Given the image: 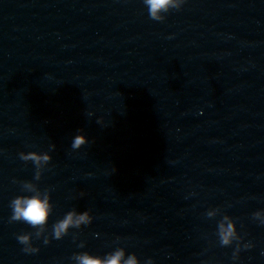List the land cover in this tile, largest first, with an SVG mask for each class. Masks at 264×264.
I'll use <instances>...</instances> for the list:
<instances>
[{
  "label": "water",
  "instance_id": "water-1",
  "mask_svg": "<svg viewBox=\"0 0 264 264\" xmlns=\"http://www.w3.org/2000/svg\"><path fill=\"white\" fill-rule=\"evenodd\" d=\"M159 16L144 0H0V264L117 248L140 264H264V0ZM26 185L48 196L42 226L11 219Z\"/></svg>",
  "mask_w": 264,
  "mask_h": 264
},
{
  "label": "clouds",
  "instance_id": "clouds-1",
  "mask_svg": "<svg viewBox=\"0 0 264 264\" xmlns=\"http://www.w3.org/2000/svg\"><path fill=\"white\" fill-rule=\"evenodd\" d=\"M144 2L148 6L150 17L160 19V12L167 11L170 7H179L181 0H144ZM86 143L87 138L82 133H77L72 139L71 146L73 149H79ZM21 157L25 160L32 159L37 164L50 159L47 153L37 154L35 152L27 154L21 153ZM26 188L32 192L31 195H17L10 202L12 211L11 219L22 220L33 227L42 226L46 222L50 210L48 196L47 194L41 196L39 191L32 189L30 185H26ZM209 214L211 215V213ZM90 220L91 217L87 210L79 213L69 211L63 219L54 225V238L59 239L67 232L69 227H78L82 223H89ZM225 220H228V218L225 217ZM219 234L222 244L230 243L231 239L236 235L234 224L230 220H228L227 224L222 222L219 226ZM17 239L21 244L28 245L30 237L27 234H23L18 236ZM24 250L27 252L38 251L35 247H26ZM74 258L76 264H140V261L134 253H129L125 257V251L122 248H117L105 254L103 257L81 252L77 253Z\"/></svg>",
  "mask_w": 264,
  "mask_h": 264
}]
</instances>
